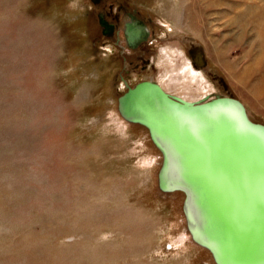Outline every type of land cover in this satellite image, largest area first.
Listing matches in <instances>:
<instances>
[{"label": "rangeland", "instance_id": "374dc122", "mask_svg": "<svg viewBox=\"0 0 264 264\" xmlns=\"http://www.w3.org/2000/svg\"><path fill=\"white\" fill-rule=\"evenodd\" d=\"M257 4L0 0V264H215L189 234L183 192L159 189L162 155L118 96L152 80L187 99L235 97L264 124V88L234 74L264 83L259 13L233 20ZM106 15H134L149 42L108 53ZM199 52L207 79L193 83L182 67Z\"/></svg>", "mask_w": 264, "mask_h": 264}, {"label": "water", "instance_id": "95a60500", "mask_svg": "<svg viewBox=\"0 0 264 264\" xmlns=\"http://www.w3.org/2000/svg\"><path fill=\"white\" fill-rule=\"evenodd\" d=\"M192 60L203 64L200 52ZM118 111L148 130L162 155L158 187L183 192L192 239L216 264H264V124L235 97L193 102L152 80L120 94Z\"/></svg>", "mask_w": 264, "mask_h": 264}, {"label": "bare ground", "instance_id": "6f19581e", "mask_svg": "<svg viewBox=\"0 0 264 264\" xmlns=\"http://www.w3.org/2000/svg\"><path fill=\"white\" fill-rule=\"evenodd\" d=\"M223 1V0H222ZM230 1V0H229ZM253 1V0H252ZM225 2V1H224ZM255 4L256 2L258 3L257 6L255 5V7L253 8H250V13H248V6L247 7H240V8H237V14L236 16H234L233 20L238 22V23H242L244 24L243 26H245L250 20H251V17L253 15H257L258 13V18L260 20L257 19V24L258 26H262L261 29H260V35L261 33L264 34V1H259V0H254ZM223 4H226L227 7H231L233 8L234 4L233 3H228V2H225V3H222L221 5ZM188 5V4H187ZM237 7V6H235ZM263 12V14H262ZM232 20V21H233ZM263 43H264V40H263ZM222 53H220L221 55ZM203 58V57H202ZM186 60H187V64L185 66H183V72L182 74H188L191 78V80H193V83L194 82H198L200 79H203L205 80V73L203 72V70L201 68H198V66L195 65L194 61L192 60L191 57H188L186 56ZM235 64L234 63H229V66H231L230 68L235 71ZM241 68V67H240ZM233 73V72H232ZM238 80L241 81L242 84H245V86H248L250 85L251 86V90L255 93H257L258 91H263L262 88H264V83H261L258 81V82H255V83H251L250 84V79L248 78L249 77V71L248 70H245V71H242V72H238V73H234ZM233 74V75H234ZM207 79V78H206ZM263 79H264V73H263ZM206 81V80H205ZM252 81V80H251ZM161 84V83H160ZM261 85V86H260ZM204 87V86H203ZM163 88V87H162ZM164 89V88H163ZM165 90V89H164ZM207 91V90H206ZM207 96V98H205ZM216 96H229V95H210V92H205L201 95V97H198L196 99H187V98H184L186 100H189V101H193V102H197V101H200V100H209L213 97H216ZM181 97V96H180ZM264 101V100H263ZM245 106V105H244ZM117 108H118V104H117ZM246 109V107H245ZM246 112H247V109H246ZM248 115V113H247ZM249 117V115H248ZM250 118V117H249ZM251 119V118H250ZM252 120V119H251ZM134 123V122H133ZM187 227V226H186ZM190 234V233H189ZM191 236V235H190ZM192 238V237H191ZM194 241V240H193ZM195 242V241H194Z\"/></svg>", "mask_w": 264, "mask_h": 264}, {"label": "flooded vegetation", "instance_id": "af4514ba", "mask_svg": "<svg viewBox=\"0 0 264 264\" xmlns=\"http://www.w3.org/2000/svg\"><path fill=\"white\" fill-rule=\"evenodd\" d=\"M102 22V30L104 35L115 37L114 42L108 41L109 45H106L105 43V50L108 53H111L110 51H113L114 53V50L110 48L111 46H113L115 49H118V47H122L123 44H126V47H128L129 50L137 51L138 48L149 42V38L151 37V29L149 28V25L136 18L134 15L130 16L128 20L122 22V24L119 18L110 19L107 17V15L106 19H103ZM144 31L147 33V35L145 38H142L144 37ZM129 32H131V35L135 38L134 41H129ZM144 60L146 59L144 58Z\"/></svg>", "mask_w": 264, "mask_h": 264}]
</instances>
